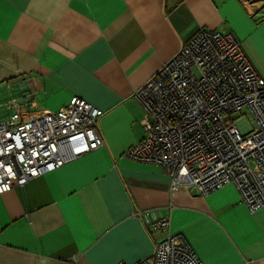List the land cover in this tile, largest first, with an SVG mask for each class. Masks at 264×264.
<instances>
[{
    "label": "crops",
    "instance_id": "1",
    "mask_svg": "<svg viewBox=\"0 0 264 264\" xmlns=\"http://www.w3.org/2000/svg\"><path fill=\"white\" fill-rule=\"evenodd\" d=\"M255 13L239 0H0V116L23 92L38 111L77 96L103 110L104 139L0 194V264H133L168 231L204 264H264V205L250 211L233 183L172 190L160 166L125 156L144 135L134 91L201 28L232 32L264 76Z\"/></svg>",
    "mask_w": 264,
    "mask_h": 264
},
{
    "label": "built area",
    "instance_id": "2",
    "mask_svg": "<svg viewBox=\"0 0 264 264\" xmlns=\"http://www.w3.org/2000/svg\"><path fill=\"white\" fill-rule=\"evenodd\" d=\"M239 1L252 13L264 5ZM133 94L145 111L144 135L126 157L160 166L172 190L187 185L205 195L233 183L250 211L264 205V76L232 32L201 28ZM6 105L13 112L0 118V194L104 143L103 110L83 98L38 111L23 92ZM168 224L163 215L149 227ZM133 264L204 263L181 232L168 231Z\"/></svg>",
    "mask_w": 264,
    "mask_h": 264
},
{
    "label": "rangeland",
    "instance_id": "3",
    "mask_svg": "<svg viewBox=\"0 0 264 264\" xmlns=\"http://www.w3.org/2000/svg\"><path fill=\"white\" fill-rule=\"evenodd\" d=\"M254 19L255 20H257V21H260V22H262L263 24H264V5L261 7V9L259 10V11H257L256 13H255V15H254ZM259 34L260 35H264V29L263 28H260L259 29ZM0 110L1 111H5V112H8L7 110H6V108L5 107H0ZM1 117V116H0Z\"/></svg>",
    "mask_w": 264,
    "mask_h": 264
},
{
    "label": "trees",
    "instance_id": "4",
    "mask_svg": "<svg viewBox=\"0 0 264 264\" xmlns=\"http://www.w3.org/2000/svg\"><path fill=\"white\" fill-rule=\"evenodd\" d=\"M179 1H181V0H166L168 9H169V7L176 5Z\"/></svg>",
    "mask_w": 264,
    "mask_h": 264
}]
</instances>
